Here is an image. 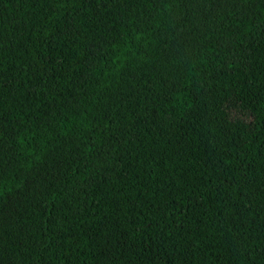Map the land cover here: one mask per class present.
<instances>
[{
    "label": "trees",
    "instance_id": "16d2710c",
    "mask_svg": "<svg viewBox=\"0 0 264 264\" xmlns=\"http://www.w3.org/2000/svg\"><path fill=\"white\" fill-rule=\"evenodd\" d=\"M0 264H264V0H0Z\"/></svg>",
    "mask_w": 264,
    "mask_h": 264
}]
</instances>
